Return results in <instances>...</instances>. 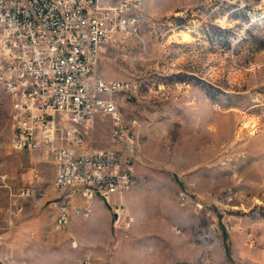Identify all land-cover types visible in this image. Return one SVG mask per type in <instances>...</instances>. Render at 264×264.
Wrapping results in <instances>:
<instances>
[{
  "label": "rangeland",
  "instance_id": "obj_1",
  "mask_svg": "<svg viewBox=\"0 0 264 264\" xmlns=\"http://www.w3.org/2000/svg\"><path fill=\"white\" fill-rule=\"evenodd\" d=\"M142 3L141 31L104 47L95 68L131 85L113 101L137 138L132 185L73 217L86 228L39 241V264H264V0ZM10 114L0 87V174L13 194L33 189L26 203L50 221L52 157L12 147ZM111 124L96 118L80 146L109 148Z\"/></svg>",
  "mask_w": 264,
  "mask_h": 264
},
{
  "label": "built area",
  "instance_id": "obj_2",
  "mask_svg": "<svg viewBox=\"0 0 264 264\" xmlns=\"http://www.w3.org/2000/svg\"><path fill=\"white\" fill-rule=\"evenodd\" d=\"M143 15L142 0H0V87L11 103V144L51 155L57 230L73 217L88 219L95 199L120 198L132 185L137 138L121 126L113 101L131 85L106 82L95 68L104 47L141 31ZM96 118L112 119L104 150L80 146ZM0 188L12 191L5 174ZM33 194L28 188L10 197ZM3 245L0 235V253Z\"/></svg>",
  "mask_w": 264,
  "mask_h": 264
},
{
  "label": "crops",
  "instance_id": "obj_3",
  "mask_svg": "<svg viewBox=\"0 0 264 264\" xmlns=\"http://www.w3.org/2000/svg\"><path fill=\"white\" fill-rule=\"evenodd\" d=\"M53 168L51 169V181L53 178ZM40 201L47 199V196L55 198V190L48 187ZM0 193V235L4 240V245L0 253V261L3 264H39L40 259L36 254L39 241L44 242L45 246L50 245L54 239L55 221L57 211L52 209L53 218L44 221L40 216V211H31L30 203L27 199H10L7 203L1 202ZM29 200V199H28ZM101 200L95 199L92 208L100 209ZM41 203H37V206ZM87 225L78 219H71L64 230L71 234L75 229H84ZM60 231V230H59Z\"/></svg>",
  "mask_w": 264,
  "mask_h": 264
},
{
  "label": "bare ground",
  "instance_id": "obj_4",
  "mask_svg": "<svg viewBox=\"0 0 264 264\" xmlns=\"http://www.w3.org/2000/svg\"><path fill=\"white\" fill-rule=\"evenodd\" d=\"M172 38L175 39V41H180L181 43L189 42L191 39L189 31H180L178 33H174ZM245 127H247V125H245Z\"/></svg>",
  "mask_w": 264,
  "mask_h": 264
}]
</instances>
